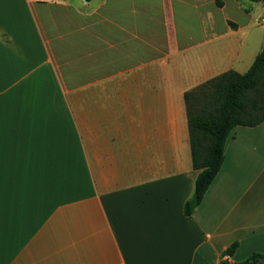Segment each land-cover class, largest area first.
Masks as SVG:
<instances>
[{"label": "crops", "instance_id": "1", "mask_svg": "<svg viewBox=\"0 0 264 264\" xmlns=\"http://www.w3.org/2000/svg\"><path fill=\"white\" fill-rule=\"evenodd\" d=\"M222 1L0 0V264L264 254V123L232 131L185 215V96L264 48V4Z\"/></svg>", "mask_w": 264, "mask_h": 264}, {"label": "trees", "instance_id": "2", "mask_svg": "<svg viewBox=\"0 0 264 264\" xmlns=\"http://www.w3.org/2000/svg\"><path fill=\"white\" fill-rule=\"evenodd\" d=\"M249 1L264 4V0ZM216 3L223 5L222 0ZM185 100L193 165L199 172L194 195L185 205V215L191 217L222 170L232 131L238 126L256 127L264 123V48L247 73L226 72L188 92ZM237 246L229 248L227 255H232ZM263 260L264 254H255L239 264Z\"/></svg>", "mask_w": 264, "mask_h": 264}, {"label": "built area", "instance_id": "3", "mask_svg": "<svg viewBox=\"0 0 264 264\" xmlns=\"http://www.w3.org/2000/svg\"><path fill=\"white\" fill-rule=\"evenodd\" d=\"M264 22V21H263Z\"/></svg>", "mask_w": 264, "mask_h": 264}]
</instances>
